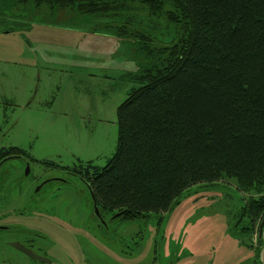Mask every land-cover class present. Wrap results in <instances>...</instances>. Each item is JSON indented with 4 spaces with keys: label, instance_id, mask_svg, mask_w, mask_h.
<instances>
[{
    "label": "rangeland",
    "instance_id": "1",
    "mask_svg": "<svg viewBox=\"0 0 264 264\" xmlns=\"http://www.w3.org/2000/svg\"><path fill=\"white\" fill-rule=\"evenodd\" d=\"M124 2L132 10L85 14L0 0V148L19 146L33 158L15 191L20 210L31 212L19 222L46 237L51 262L41 264H264V225L261 233V222L253 233L238 231L249 226L242 208L264 188H240L235 178L198 184L162 219H114L108 231L98 226L88 184L65 171L80 160L106 165L117 147L118 106L152 64L133 34L118 28L155 25L163 44L177 36L142 0ZM165 9L174 7L167 1Z\"/></svg>",
    "mask_w": 264,
    "mask_h": 264
},
{
    "label": "trees",
    "instance_id": "2",
    "mask_svg": "<svg viewBox=\"0 0 264 264\" xmlns=\"http://www.w3.org/2000/svg\"><path fill=\"white\" fill-rule=\"evenodd\" d=\"M32 1L85 14L132 10L125 0ZM167 1L174 9H165ZM142 2L176 26L177 36L163 44L155 25L118 28L133 34L152 64L118 106L117 147L106 165L80 160L66 168L92 189L101 213L127 210L123 220L162 219L191 187L225 178L237 179L240 188L263 189L264 0ZM133 21L130 15L126 24ZM26 152L0 148V155ZM240 216L249 226L238 231L255 232L264 218V194Z\"/></svg>",
    "mask_w": 264,
    "mask_h": 264
},
{
    "label": "flooded vegetation",
    "instance_id": "3",
    "mask_svg": "<svg viewBox=\"0 0 264 264\" xmlns=\"http://www.w3.org/2000/svg\"><path fill=\"white\" fill-rule=\"evenodd\" d=\"M32 160L33 158L31 155H0V264H24L20 260L21 257L26 258V260L28 261L27 263L29 264H31L29 261H35L36 264L51 262V259L49 261L40 260L32 257L24 250L20 249V245H22L40 256L47 257L45 256L44 251V244L46 241L45 235L42 232L30 229L29 226H24L18 220L21 216H28L31 213L30 209L26 211L20 210V206H18V204H20L21 199L19 196V192L15 190L19 188V186H17V183L20 174L22 175L23 179L29 178V176L31 175ZM65 171L67 173L77 175V173L71 169L66 168ZM68 182L69 181H67L66 183L68 184ZM13 191H15V193H13ZM10 192H12V195L10 194ZM1 197L8 199L6 202H4V200H1ZM26 197H28V195ZM29 200L30 198L27 199L26 204L29 203ZM22 203L25 202L23 201ZM10 208H12V211L9 210ZM95 216L98 221V226L104 227L108 231H110V220H116L120 218L106 216L103 213H101V216H98L96 214ZM134 236H136V234ZM134 236H132L131 238H134ZM257 263V260H255L252 264Z\"/></svg>",
    "mask_w": 264,
    "mask_h": 264
},
{
    "label": "water",
    "instance_id": "4",
    "mask_svg": "<svg viewBox=\"0 0 264 264\" xmlns=\"http://www.w3.org/2000/svg\"><path fill=\"white\" fill-rule=\"evenodd\" d=\"M51 179H48L46 181H44L38 188L37 190H40L44 184H46L47 182H49ZM90 189V192H91V195H92V199H93V206H94V211H95V214L98 215V216H101V212H100V209H99V206H98V203H97V200H96V197L92 191V189L89 187ZM127 210H123V211H119L118 213L114 214L113 215V218H118L120 216H122L123 214L126 213ZM264 225V218L263 220L261 221V224H260V233L262 231V227ZM20 249L24 250L26 253H28L29 255H31L32 257H35L37 259H40V260H45V261H49L50 259L47 258V257H43V256H40L32 251H30L29 249L25 248L24 246L20 245Z\"/></svg>",
    "mask_w": 264,
    "mask_h": 264
},
{
    "label": "bare ground",
    "instance_id": "5",
    "mask_svg": "<svg viewBox=\"0 0 264 264\" xmlns=\"http://www.w3.org/2000/svg\"><path fill=\"white\" fill-rule=\"evenodd\" d=\"M94 204V203H93Z\"/></svg>",
    "mask_w": 264,
    "mask_h": 264
}]
</instances>
